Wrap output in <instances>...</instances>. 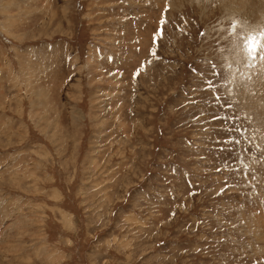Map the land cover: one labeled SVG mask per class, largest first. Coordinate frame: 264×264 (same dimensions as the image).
<instances>
[{"label": "rangeland", "instance_id": "rangeland-1", "mask_svg": "<svg viewBox=\"0 0 264 264\" xmlns=\"http://www.w3.org/2000/svg\"><path fill=\"white\" fill-rule=\"evenodd\" d=\"M262 7L0 0V264H264Z\"/></svg>", "mask_w": 264, "mask_h": 264}, {"label": "snow or ice", "instance_id": "snow-or-ice-1", "mask_svg": "<svg viewBox=\"0 0 264 264\" xmlns=\"http://www.w3.org/2000/svg\"><path fill=\"white\" fill-rule=\"evenodd\" d=\"M261 35L264 36V33H262ZM246 43H247V48L243 49V51L246 52V55L248 57L255 58L256 53H257V48L261 47V45H258L254 37L247 38Z\"/></svg>", "mask_w": 264, "mask_h": 264}, {"label": "bare ground", "instance_id": "bare-ground-1", "mask_svg": "<svg viewBox=\"0 0 264 264\" xmlns=\"http://www.w3.org/2000/svg\"><path fill=\"white\" fill-rule=\"evenodd\" d=\"M239 1V0H238ZM241 1V0H240ZM242 1H247V2H250L251 3V1L253 2V0H242ZM233 2V1H232ZM255 2V1H254ZM255 5V4H254ZM253 5V6H254ZM261 5V4H260ZM248 6V5H247ZM250 7V6H249ZM263 8V7H262ZM254 9V8H253ZM264 9V8H263ZM237 10V9H236ZM256 12V11H255ZM250 13V12H249ZM245 14V13H244ZM252 14V13H251ZM255 14V13H254ZM253 14V15H254ZM260 14V13H259ZM250 17V16H249ZM253 17H256V16H253ZM259 18V16L257 17V19Z\"/></svg>", "mask_w": 264, "mask_h": 264}]
</instances>
